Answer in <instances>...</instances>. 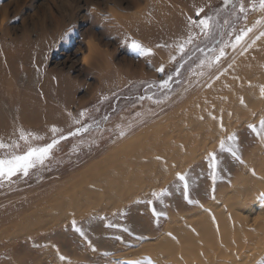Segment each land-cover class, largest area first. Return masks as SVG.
<instances>
[{"label":"rangeland","instance_id":"374dc122","mask_svg":"<svg viewBox=\"0 0 264 264\" xmlns=\"http://www.w3.org/2000/svg\"><path fill=\"white\" fill-rule=\"evenodd\" d=\"M240 3L241 0H231L225 6L223 0H0V140L15 141L17 154H22L25 141L19 139L20 129L45 138L32 143L50 142L49 129L53 125L67 137L44 165L31 169L28 176L17 173L11 180L0 181V225L29 210L72 173L102 158L109 151V144L113 146L132 137L209 86L242 50L240 46L235 50L226 48V55L218 62L213 60L212 66L206 59L210 51L218 48L222 40L234 41L240 30L253 27L258 20L261 24L253 28L245 41H251L254 33L257 36L264 29V11L259 8V0H243L246 18L239 13ZM112 5L123 9L116 18L118 23L111 19L103 22L102 16L88 19L86 15L89 7L96 6L105 13ZM196 8L204 9L200 17L196 16ZM205 14L215 18L214 38L192 28V43L181 53L177 46L188 38V17L199 19ZM163 18L171 24L162 23ZM250 18L252 21L248 22ZM111 23L116 29L109 30ZM69 27L72 31L61 40ZM92 28L99 34L100 46L113 53L110 72L93 69L94 73L82 62L83 53L88 51L83 41L91 35ZM133 39L152 48L153 55H138L131 48ZM158 53L162 56L155 55ZM201 60H205L203 65ZM161 65L164 71L157 72ZM169 76L168 85L162 86L161 81ZM81 112L86 115L80 116ZM96 114L101 115L92 118ZM109 116L113 120L106 121ZM262 116L264 113L222 136L226 140L228 134H237L232 145L236 157L220 151L219 139L200 159L176 169V173L189 174V198L198 203L189 204L184 199L182 184L174 176L144 193L149 196L153 191L168 189L171 206L165 201L146 206L141 202V211L136 207L131 210L128 203L137 196L113 211H92L57 224L42 220L35 233L28 235L27 230H18L20 227L8 228L6 237H0V246L10 245L1 255L0 264L12 253L15 258H11L10 264H133L131 251L157 237L171 214H184L206 204L227 190L235 177L246 173L244 160L258 145L264 150V133L257 134L248 127L252 123L259 129ZM73 118L80 123L74 124ZM87 125L91 126L87 132L68 136L69 131ZM120 131L125 134L121 136ZM74 145L78 150L73 151ZM228 146L226 142L225 147ZM209 152H216L219 162L215 181L206 160ZM3 155L0 150V156ZM256 206L252 214L258 216L260 209ZM153 207L164 215L150 217L147 229L154 224V232L139 233L143 228L140 220ZM73 220L84 236L72 228ZM108 224L115 226L107 227ZM61 256L66 259L62 261ZM243 260L239 263L261 264L264 250L253 260Z\"/></svg>","mask_w":264,"mask_h":264},{"label":"bare ground","instance_id":"6f19581e","mask_svg":"<svg viewBox=\"0 0 264 264\" xmlns=\"http://www.w3.org/2000/svg\"><path fill=\"white\" fill-rule=\"evenodd\" d=\"M110 8L118 9L115 5ZM120 16L118 12L116 18ZM101 20L110 21L102 17ZM166 20L163 18L162 23L170 25ZM251 21L250 18L248 22ZM115 26L111 23L109 30L116 29ZM89 30L98 37L95 29ZM255 36L256 33L252 39ZM109 51L100 46L96 59L87 64L89 69L110 72L114 63ZM262 84L264 37L243 54L238 53L231 67L203 91L132 137L113 146L109 144V151L102 158L72 173L29 210L0 225V237H6L12 227L27 230L26 235L35 233L42 220L57 224L92 211H113L124 201L163 185L176 176L178 169L200 159L222 136L245 122L259 119L264 113V98L258 88ZM259 146L244 160L246 173L235 177L227 190L206 204L184 214H171L157 237L131 251L135 262L147 264L150 259L153 264H240L243 259L258 257L264 250V198L259 197L264 192V150ZM245 204L248 208L244 209ZM256 204L260 209L258 216L252 214ZM9 246H0V257ZM11 258L15 254L6 256L1 264H10Z\"/></svg>","mask_w":264,"mask_h":264},{"label":"snow or ice","instance_id":"6c2138e0","mask_svg":"<svg viewBox=\"0 0 264 264\" xmlns=\"http://www.w3.org/2000/svg\"><path fill=\"white\" fill-rule=\"evenodd\" d=\"M223 3L225 6H227L229 3H231V0H223ZM255 7V5H253ZM259 8L264 11V0H259ZM196 16L200 17V14L204 12L203 8H196L195 9ZM239 13L244 15V18H246L247 8L245 7L243 0H241L240 6H239ZM228 21H225V24H227ZM261 24V21H256V24L253 25V27H249L246 29H242L239 31L238 34L235 35L234 41H221L218 48H214L210 51V54L206 57L209 66H212V61H220L222 57L226 55V48L231 47L233 50L237 49L238 46L242 48L241 54L243 52H246L248 48H251L257 40L264 37V31H261L259 35L255 36L254 39H251V43H248L245 41V37L248 36L250 32L253 31V28L256 27V25ZM188 27H189V35L188 38L183 41V43L179 44L178 50L183 53L185 51V47L192 43V28H199L200 32L203 33L205 36H208L210 38H214L213 36V29L216 27V21L213 16L205 14L203 18L199 19H193L192 17H188ZM72 31V28L69 27L61 36V40L66 39L68 33ZM225 35H231L230 33H226ZM242 42H244L242 44ZM162 45H157V47H161ZM131 48L137 51L138 55L141 56H150L153 54V50L150 47L144 46L141 42L137 40L131 41ZM203 51V50H201ZM172 59H175V57H172ZM202 65L205 63V60H201L200 62ZM231 67V65H229ZM157 72H163L164 66L161 65L159 68L156 69ZM171 79V76H169L168 80H162L161 85L167 86L169 83V80ZM259 94L262 98H264V84L259 85ZM240 102L243 104L244 100L243 98L240 99ZM71 116V114H69ZM86 115L85 112H81L80 116ZM139 115V114H138ZM74 124H79L80 121L73 118ZM95 123V122H94ZM90 125L87 126H81L76 129L75 132L69 131L68 136H75L77 133L80 132H87L90 129ZM119 127V126H118ZM221 130L223 131V124L220 125ZM248 127L255 133L260 134L264 133V116H262L259 120V129H257L256 125L249 123ZM51 133L50 142L47 143H32V140L41 141L45 138L43 136L36 135L34 133H26L23 129H20V135L19 139L22 141H25V150L22 154H17L16 149L18 148V145L15 141L11 143H5L2 140H0V150H3L4 155L0 156V181L3 180H11L13 176H16L17 173H22L23 176H28L31 169H34L37 165L43 166L45 161L49 159V157L52 155V152L54 149H56L60 142L62 140H65L67 137L63 135V130L58 128L57 126L53 125L49 129ZM121 136H123L125 133L124 131H120L119 133ZM237 134L235 132H232L231 134L227 135L226 140L220 139L219 141V149L221 152L227 151L232 154L233 157H236V151L232 147L233 144L237 141ZM83 142V141H81ZM226 142L229 144V146L226 148ZM78 150V146H73V151ZM157 159H160V157H157ZM208 168L212 170L211 177L212 180L215 181L216 176V169L218 166V160H217V153L216 152H209L206 156ZM188 173H176L177 180L182 184V192L184 199L189 203H198L197 201H193L189 198V179H188ZM168 189H162L159 192L153 191L151 193V196L153 197L152 200L146 201L147 204L152 205L154 200L163 202V198L167 195H169ZM259 197L264 198V192L259 193ZM262 202H264V199H262ZM153 215L156 217L164 215V213L157 212L155 207L152 209ZM214 219V217H213ZM72 228L79 233L81 236H84L85 233L82 230V228L77 227V222L73 220L71 222ZM115 225L108 224L107 227H114ZM127 231V229H125ZM169 236L172 234L169 233ZM60 259L63 261L66 258L61 256ZM133 264H138V262H133ZM147 264H153V262L149 259L147 261ZM261 264H264V262H261Z\"/></svg>","mask_w":264,"mask_h":264},{"label":"clouds","instance_id":"9594fccd","mask_svg":"<svg viewBox=\"0 0 264 264\" xmlns=\"http://www.w3.org/2000/svg\"><path fill=\"white\" fill-rule=\"evenodd\" d=\"M121 11H123V9L110 8L107 13H103L98 7L92 6L87 9L86 15L88 19H93L95 16H102L104 20H116V14ZM83 42L86 45L88 51L83 53L82 62L87 65L92 63L99 54L100 42L95 35H88L85 37Z\"/></svg>","mask_w":264,"mask_h":264},{"label":"crops","instance_id":"0c3cea01","mask_svg":"<svg viewBox=\"0 0 264 264\" xmlns=\"http://www.w3.org/2000/svg\"><path fill=\"white\" fill-rule=\"evenodd\" d=\"M108 143V141L106 142V144ZM105 144V145H106ZM151 195H149V196H147V194H144V195H140L139 197H137V198H135L134 200H132V201H130L128 204H131L130 205V208H131V210L133 209V207H136L137 208V210L139 209L140 211H141V205H142V203L141 202H144V206H146V205H148L147 203H146V201H148V200H152L151 198L152 197H150ZM163 201H165V202H167V206H171V200L169 199V197H168V195L167 196H165L164 198H163ZM154 202H159V201H155L154 200ZM145 211H146V209H145ZM147 211H149L147 214H144L143 215V217H144V220L142 221V220H140L142 223H143V228L141 229V230H138V232L139 233H145V232H154V230H155V227H154V224H153V226L150 228V230H148L147 228V224H148V221H149V219H150V217H154V218H156V216H154L153 215V212H152V210L151 209H149V210H147ZM129 212H131V211H129ZM139 217H141V215H140V213H139ZM127 232H130L129 230H127ZM145 237H139L138 239H140V240H142V239H144Z\"/></svg>","mask_w":264,"mask_h":264},{"label":"flooded vegetation","instance_id":"af4514ba","mask_svg":"<svg viewBox=\"0 0 264 264\" xmlns=\"http://www.w3.org/2000/svg\"><path fill=\"white\" fill-rule=\"evenodd\" d=\"M124 99H125V97L122 98V101H123ZM122 101H121V102H122ZM113 103H114V102H113ZM101 114H102V113H101ZM101 114H96V116H93L92 118L98 117V116H100ZM120 117H122V114L120 115ZM107 120H113V118H111V116H109V117L106 118V121H107Z\"/></svg>","mask_w":264,"mask_h":264}]
</instances>
